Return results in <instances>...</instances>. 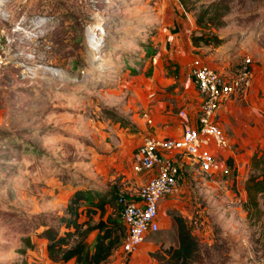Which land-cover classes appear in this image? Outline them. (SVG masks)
<instances>
[{"label": "rangeland", "instance_id": "1", "mask_svg": "<svg viewBox=\"0 0 264 264\" xmlns=\"http://www.w3.org/2000/svg\"><path fill=\"white\" fill-rule=\"evenodd\" d=\"M177 2L182 16L187 11L201 27L199 33L209 40L207 47L214 49L210 52L228 59L225 73H233L244 55L251 57L252 66L259 71L261 79L250 96L252 79L246 99L229 98L221 104L225 110L219 108V123L228 145L217 156L226 160L233 153L253 149L260 154L264 146V0ZM2 3L0 264H32L27 252L32 244L27 245L26 237L35 228L42 230L43 221L56 224L65 208L66 193L59 194L56 187L48 192L49 179L97 184L85 180L78 171L88 160L92 136L98 129L107 128L110 121L129 125L127 114L121 110L126 104V85L153 56L159 60L157 28L171 20L168 11L179 10L163 7L160 0ZM216 174L218 186L225 185L221 180L228 179L226 188H234L232 170ZM202 177L187 179L199 210L193 216L196 222L190 226L196 229L193 234L200 247L197 264H257L259 256H264V241L255 236L254 225L247 223L242 231L246 244L235 238L241 229L230 227L235 237L225 235L221 206L217 205L222 191L210 199L206 194L217 185H212L209 178L206 183ZM114 185L99 184L108 190ZM260 202L264 204L263 195L258 196L254 207ZM113 203L116 204L115 198ZM211 203L213 211L209 210ZM38 208L42 211L36 212ZM168 213L172 217L175 212ZM153 233L157 238L165 235L172 243L175 241L173 231L165 232L163 226Z\"/></svg>", "mask_w": 264, "mask_h": 264}, {"label": "crops", "instance_id": "2", "mask_svg": "<svg viewBox=\"0 0 264 264\" xmlns=\"http://www.w3.org/2000/svg\"><path fill=\"white\" fill-rule=\"evenodd\" d=\"M163 7L171 6L172 9L180 7L177 0H160ZM178 3V4H177ZM164 10V9H163ZM166 12V10H165ZM163 11V14H165ZM171 20L159 26L156 32V38L159 42V60L153 56V60L143 66L142 70L133 78L130 85H126L128 92L125 98V108H121L126 114L129 125L123 126L120 122H107V128L104 126L98 129V132L92 136L93 144L88 146L89 157L79 169L82 175L98 185L105 183H116L117 188L124 190L128 195L135 196V188L145 182L155 173V168L137 172L133 170V164L139 159V146L147 136L155 137H179L185 127H196L198 125V107L200 95L198 89L190 76V65L194 57L198 56L209 67L216 69L220 73H225L224 67L228 64L225 55L216 52H210L207 45L196 46L191 40V34L199 33L200 26L195 22V18L187 11L178 13L168 11ZM202 52L199 56L198 52ZM216 51V50H215ZM252 85L249 96L258 85L261 75L253 67ZM261 73V72H260ZM247 94L244 95L246 99ZM225 110L226 107L223 105ZM221 109V108H220ZM222 109V110H223ZM225 120V116L223 117ZM224 123V122H223ZM210 150L217 155L219 150L223 153L224 147H218L211 143ZM254 150V149H253ZM253 150L241 154L233 153L231 157L220 160L222 165H227L229 170L235 173L233 178L234 188L227 189L228 179L221 180L223 185L218 186L219 177H215L218 171L204 172L198 164L190 157L183 154H176L174 151H164L165 155L172 156L179 164L181 179L177 191L169 193L160 198L158 204L157 221L159 226L164 227V231H173L175 241L172 243L164 235L163 238H157L152 231L145 234L144 240L130 253L124 252L121 247L114 249L104 264H161L154 253L158 252L166 256L163 248L177 245V225L168 210L182 215L189 226L192 225L193 216L199 211L195 202L193 190L188 186L187 179L211 180L212 185H217L210 190L206 196L210 199L214 195L221 193L220 204L222 215L223 233L227 236L235 237L230 227L241 229L237 240L246 244V237L243 230L247 223L254 225L259 241H264V204L261 202L254 207L247 201V191L245 189V180L251 171V158ZM81 168V167H80ZM189 176V177H187ZM73 181V180H72ZM78 182V184H77ZM71 183L70 179L50 178V188L48 192H53L55 187L66 193L67 198L74 190V183L78 187H86V183ZM208 182V179L205 180ZM188 187L190 189H188ZM206 191V190H205ZM67 198L65 205L67 204ZM223 200V201H222ZM209 210H214V204L211 203ZM44 209V208H43ZM56 209V208H55ZM36 212H41L38 208ZM44 211V210H43ZM263 214V213H262ZM85 213L80 214V219H85ZM220 218H217V221ZM203 222V221H202ZM206 226V225H205ZM192 228V227H191ZM205 227H202L204 230ZM66 228L61 225L60 230ZM194 233L196 229H191ZM39 229L29 234L32 247L28 248V253L32 264H78L74 259L66 261H53L47 256L46 238L38 235ZM207 232V231H206ZM96 235V230H92L87 236V242L92 244ZM207 241H210L208 238ZM257 264H264V256L260 255Z\"/></svg>", "mask_w": 264, "mask_h": 264}, {"label": "built area", "instance_id": "3", "mask_svg": "<svg viewBox=\"0 0 264 264\" xmlns=\"http://www.w3.org/2000/svg\"><path fill=\"white\" fill-rule=\"evenodd\" d=\"M252 75L249 55L241 58L231 74L220 73L198 56L192 59L190 76L200 95L198 125L185 127L179 137L147 136L140 144L139 159L133 164V170L140 172L155 168L156 171L135 188L136 197L124 190L117 191L120 215L126 228L120 245L124 252L135 250L147 232L158 229L159 200L178 189L181 179L179 164L164 151H174L192 158L204 172L229 171V167L221 164L209 145H228V137L219 123V108L229 98L244 96ZM192 222L195 223L196 219L193 218Z\"/></svg>", "mask_w": 264, "mask_h": 264}, {"label": "trees", "instance_id": "4", "mask_svg": "<svg viewBox=\"0 0 264 264\" xmlns=\"http://www.w3.org/2000/svg\"><path fill=\"white\" fill-rule=\"evenodd\" d=\"M202 17L203 14L198 17V23ZM191 40L196 46H205L209 41L204 33L191 34ZM250 169L245 180L246 203L255 205L259 195L264 197V146L260 154L256 151L252 155ZM118 189L115 185L109 190L103 189L91 182L86 187L75 186L63 213L57 216L58 222L52 225L46 221L40 223L44 227L38 235L47 240L48 258L53 261L74 259L78 264H104L121 245L126 233L117 201ZM82 212L86 218L81 220ZM172 217L177 225V245L165 248L166 256L158 252L154 255L165 264H197L200 249L197 237L182 215L174 213ZM61 225L66 229L61 231ZM92 230H96V235L89 244L87 236ZM26 242L32 244L30 236L26 237Z\"/></svg>", "mask_w": 264, "mask_h": 264}, {"label": "bare ground", "instance_id": "5", "mask_svg": "<svg viewBox=\"0 0 264 264\" xmlns=\"http://www.w3.org/2000/svg\"><path fill=\"white\" fill-rule=\"evenodd\" d=\"M2 2H4V0H0V4H3Z\"/></svg>", "mask_w": 264, "mask_h": 264}]
</instances>
